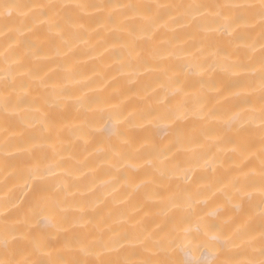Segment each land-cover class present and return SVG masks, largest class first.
<instances>
[{"label":"bare ground","instance_id":"1","mask_svg":"<svg viewBox=\"0 0 264 264\" xmlns=\"http://www.w3.org/2000/svg\"><path fill=\"white\" fill-rule=\"evenodd\" d=\"M10 2L121 5L228 3L233 0ZM126 11L119 7L74 10L75 23L65 26L63 32H50L44 18L35 19L28 9H14L11 16L0 15V77L4 75L5 68L3 51L12 44L24 60L25 72L29 73L26 76L17 74V95H25V89L20 85L27 84L29 101L44 96L58 101L49 103L41 111H37L33 103L22 104L7 125L0 113V158L5 139L10 143L8 167L0 166V227L7 216L10 224L21 229L25 237L18 249L21 260L29 258V241L45 232L38 218L28 213V204L39 183L35 177H30V169L39 168L42 172L48 169L46 183L49 186L59 189L63 184L67 187L68 211L64 216H57L55 221L59 243L56 248L48 249L53 259L66 235L106 234L113 228L128 232L151 230L160 219L161 206L152 197L156 190L153 180L159 174L149 164L145 137L163 150L172 139V125L165 121H142L140 127L133 128L127 120L121 119L117 123L113 117L111 126L124 135L110 134L105 128L109 124V114L113 112L109 102L120 104L125 114H135L159 97V85L166 79L164 70L180 63L171 59L158 60L156 56L169 49L194 51L197 45L202 42L207 45L208 41L202 34L194 33L170 16H165L151 28L149 35L145 22L135 14L126 18ZM237 31L244 34L245 40L248 39L249 32L243 28ZM6 33L8 37L15 38V43L6 39ZM250 35L254 39L258 37V29ZM212 38L227 59L223 56L219 60L210 59V70L195 87L205 110L218 113L210 126L220 137L222 151L214 149L218 159L212 167L194 168L189 179L193 189H200L210 197L209 207L220 208L219 222L230 232L232 224L225 221L231 218L238 222L240 219L233 207L235 198L229 199L234 193L231 181L241 174V169L250 172L258 166L254 153L241 151V145L248 139L258 144L259 121L240 131H237L239 124L229 126L226 121L233 112L258 110L259 81H253L250 74L230 67L231 63L246 60L248 49L243 43L220 34H213ZM256 68H259L258 64ZM249 97L253 101L251 105L244 103ZM77 98H83V103ZM96 99L102 103L90 104ZM181 123L191 125L196 121L189 113V118ZM125 137L127 144L123 142ZM114 149L128 153L130 158H122L119 165L113 167ZM175 164L182 171L190 166L189 158L181 155ZM241 199L246 200V197ZM79 202L86 204L82 224L76 222L79 213L75 205ZM251 219L258 226V216L253 215ZM180 246L182 242L177 240L172 245L174 250L161 252L158 258L175 262L182 260ZM189 247L196 251L195 243Z\"/></svg>","mask_w":264,"mask_h":264},{"label":"snow or ice","instance_id":"2","mask_svg":"<svg viewBox=\"0 0 264 264\" xmlns=\"http://www.w3.org/2000/svg\"><path fill=\"white\" fill-rule=\"evenodd\" d=\"M114 7L126 9V18H131L133 14L139 16L145 22L149 35L151 28L165 16H170L184 27L191 28L194 33L202 34L208 41L207 45L203 42L197 45L194 51L169 49L158 54V60L171 59L180 63L170 70H164L166 79L159 85V97L145 104L135 114H125L120 104L109 102L113 112L109 114V124L105 128L110 134L124 135L115 126H111L113 117L117 123L121 119L127 120L133 128L140 127L142 121H165L172 125V139L163 150L153 145L149 137H145L149 164L159 174L153 180L156 190L152 197L161 206L160 219L151 230L128 232L113 228L106 234L66 235L53 259L48 249L56 248L59 243L55 221L57 216H64L68 211L67 187L63 184L59 189L49 186L46 183L48 169L44 172L39 168L30 169V177H35L39 183L28 204V213L38 218L45 232L29 241V258L21 260L18 258V249L20 241L25 237L21 229L16 224H10L5 216V223L0 227V264H264V0L121 5L56 2L17 4L10 0H0V15L11 16L14 9H28L35 19L44 18L43 22L48 24L50 32H63L65 26L75 23L72 15L74 10ZM241 28L249 32L247 40L243 33L237 31ZM257 29L259 35L254 39L250 33ZM213 34L233 37L244 44L248 49L246 60L231 63L230 67L234 71L250 74L253 81H259L258 110L253 108L251 111L233 112L226 121L229 126L239 124L237 131L259 121L258 144L248 139L241 145V151L254 153L258 166L250 172L241 169V174L231 181L234 193L229 199L231 201L235 198L233 207L240 219L238 222H233L231 218L225 221L232 224L230 232L219 222L220 208L209 207L210 197L205 196L200 189H193L189 179L194 168L212 167L218 159L214 149L222 151L220 137L210 126L218 113L205 110L195 87L210 70V59L219 60L222 56L227 59V55L222 53L213 40ZM6 39L15 43V38L8 37L7 33ZM3 60L5 68L4 75L0 77V113L4 115L6 125L22 104L33 103L36 110L41 111L49 103L58 102L48 96L29 101L27 84L20 85L25 89V95H17V74L29 75L24 70V60L12 44L4 49ZM77 99L83 103V98ZM92 103L99 105L102 102L96 99L90 101ZM244 103L251 105L253 101L249 97ZM100 111L104 110L101 108ZM189 113L196 123L182 124L181 121L189 118ZM123 142L128 143L126 137ZM9 155L10 143L5 139L0 158V166L5 169L8 167ZM181 155L187 156L190 164L182 171L175 164L176 158ZM122 158H130V155L114 149L113 167H117ZM242 196L246 200L241 199ZM75 208L79 213L76 222L82 224L86 204L79 202ZM253 215L259 218L258 226L251 219ZM177 240L182 242V260L175 262L158 258L161 252L174 250L172 245ZM194 243L195 252L189 247Z\"/></svg>","mask_w":264,"mask_h":264}]
</instances>
